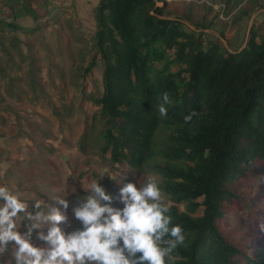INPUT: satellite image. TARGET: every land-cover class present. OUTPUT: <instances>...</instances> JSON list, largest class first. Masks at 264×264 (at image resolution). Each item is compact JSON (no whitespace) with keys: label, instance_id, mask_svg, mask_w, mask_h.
<instances>
[{"label":"trees","instance_id":"16d2710c","mask_svg":"<svg viewBox=\"0 0 264 264\" xmlns=\"http://www.w3.org/2000/svg\"><path fill=\"white\" fill-rule=\"evenodd\" d=\"M12 1L2 0L0 12L7 6L39 17ZM204 5L215 17L194 26L172 18L163 0H100L94 46L103 90L91 100L105 121L103 149L112 162L127 165L137 187L156 177L168 198L172 223L185 235L174 264H264V30L254 26L238 48L213 40L207 25L226 6ZM0 26L31 31L1 18ZM164 93L172 103L161 116ZM250 196L263 203L258 210ZM227 206L252 212L246 229L255 241L239 246L225 238L218 222Z\"/></svg>","mask_w":264,"mask_h":264},{"label":"rangeland","instance_id":"374dc122","mask_svg":"<svg viewBox=\"0 0 264 264\" xmlns=\"http://www.w3.org/2000/svg\"><path fill=\"white\" fill-rule=\"evenodd\" d=\"M18 1L11 4L16 6ZM20 1L39 17L22 11L15 15L7 6L0 12L6 22L31 30L0 26V186L22 192L33 215L38 211L36 200L46 208L58 197L67 199L68 222L61 227L71 232L82 227L72 209L78 197L88 195L83 186L100 182L110 194L119 196L120 188L135 178L127 165L112 162L110 153L104 151L105 121L97 116L98 107L91 100L103 90V62L94 46L95 9L100 0ZM163 2L169 3L172 18L181 17L186 22L190 18L194 26L206 25L215 17V11L205 3L216 11L225 5L220 18L207 25L208 36L213 40L221 36L233 48L245 45L250 26L261 33L264 30V0ZM94 58L95 66L89 70ZM104 171L115 175L119 183L106 172L102 176ZM247 201L255 210L263 205L256 196ZM120 204L117 199L113 207ZM56 206L63 211L62 205ZM224 212L218 225L230 243L242 246L255 241L256 233L246 229L252 212L235 206H227ZM20 215L19 231L23 234L31 221ZM47 227L43 228L45 235ZM38 231L32 234L31 242L47 247L38 239ZM12 248L10 243L0 256V264H15Z\"/></svg>","mask_w":264,"mask_h":264},{"label":"clouds","instance_id":"9594fccd","mask_svg":"<svg viewBox=\"0 0 264 264\" xmlns=\"http://www.w3.org/2000/svg\"><path fill=\"white\" fill-rule=\"evenodd\" d=\"M171 103L169 94L164 93L158 108L161 116L167 115ZM194 115L195 112L186 116L185 121ZM105 172L117 181L107 171L102 176ZM83 188L88 195L78 197L72 209L82 227L66 232L61 225L68 222L67 199L58 197L46 208L36 200L34 207L38 211L33 215L22 192L0 186V256L13 243L11 256L15 264H174L172 254L184 244L185 235L180 225H173L170 208L155 177L149 176L140 187L131 182L124 184L119 196L110 194L100 182ZM117 199L125 205L123 209L113 207ZM56 205H62L63 211ZM21 213L31 221L23 234L18 223ZM260 228L264 230V223ZM36 230H40L37 237L47 247L31 242Z\"/></svg>","mask_w":264,"mask_h":264},{"label":"water","instance_id":"95a60500","mask_svg":"<svg viewBox=\"0 0 264 264\" xmlns=\"http://www.w3.org/2000/svg\"><path fill=\"white\" fill-rule=\"evenodd\" d=\"M162 4H164V3H159V2H157V7H159V6H161ZM251 30V26L249 27V30H248V33H247V35L249 34V31Z\"/></svg>","mask_w":264,"mask_h":264}]
</instances>
